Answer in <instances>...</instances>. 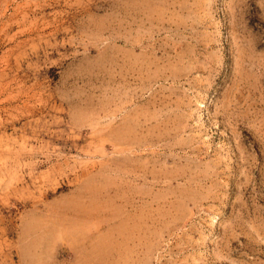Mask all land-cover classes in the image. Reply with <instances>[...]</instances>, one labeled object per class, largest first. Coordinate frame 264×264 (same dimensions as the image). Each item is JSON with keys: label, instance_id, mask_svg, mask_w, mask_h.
<instances>
[{"label": "rangeland", "instance_id": "374dc122", "mask_svg": "<svg viewBox=\"0 0 264 264\" xmlns=\"http://www.w3.org/2000/svg\"><path fill=\"white\" fill-rule=\"evenodd\" d=\"M0 264H264V0H0Z\"/></svg>", "mask_w": 264, "mask_h": 264}]
</instances>
